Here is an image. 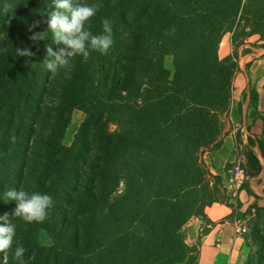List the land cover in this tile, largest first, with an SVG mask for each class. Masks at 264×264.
<instances>
[{"label":"trees","instance_id":"1","mask_svg":"<svg viewBox=\"0 0 264 264\" xmlns=\"http://www.w3.org/2000/svg\"><path fill=\"white\" fill-rule=\"evenodd\" d=\"M73 3L101 5L85 27L102 34L111 19L113 44L53 74L43 62L48 46L63 47L47 30L53 0H0V216L16 207L7 190L53 197L38 264H197L182 229L205 216L203 155L228 134L240 71L238 51L220 58V47L227 35L234 50L264 36V0ZM25 48L34 55H17ZM78 109L85 119L67 146Z\"/></svg>","mask_w":264,"mask_h":264},{"label":"crops","instance_id":"2","mask_svg":"<svg viewBox=\"0 0 264 264\" xmlns=\"http://www.w3.org/2000/svg\"><path fill=\"white\" fill-rule=\"evenodd\" d=\"M249 41L256 45H245L251 51L244 57L257 58L247 61L244 82L238 83V78L234 81L228 134L220 148L203 155L213 175L205 191V216L192 218L182 229L186 243L192 247L190 254L198 255L197 264H245L251 249V221L264 217V158L259 145L264 140V36ZM238 161L247 171L248 181L235 193L233 166ZM237 220L245 221L247 233H235ZM188 261L189 256L173 264Z\"/></svg>","mask_w":264,"mask_h":264},{"label":"clouds","instance_id":"3","mask_svg":"<svg viewBox=\"0 0 264 264\" xmlns=\"http://www.w3.org/2000/svg\"><path fill=\"white\" fill-rule=\"evenodd\" d=\"M54 9L47 13V30L52 33V39L57 44H62L57 51L51 46L46 48L47 56L43 61L46 68L53 74L60 70L71 68V62L77 55L87 57L90 51L107 54L113 44V23L109 18L102 20V34H93L86 29V23L98 12L100 4H74L73 0H53ZM36 25H33L35 27ZM31 30V29H30ZM46 32L33 33L29 37L33 42L43 40ZM17 55L31 57L34 53L30 49H17ZM14 141V137L12 138ZM6 201H15L16 207L11 214V219L6 213L0 216V253L7 254L12 248L16 225L13 220L22 219L26 223H43L50 217L54 207V199L46 193H29L23 189H10L5 192ZM26 249L17 245L13 258L17 264H25L24 254ZM7 264V255H5Z\"/></svg>","mask_w":264,"mask_h":264},{"label":"rangeland","instance_id":"4","mask_svg":"<svg viewBox=\"0 0 264 264\" xmlns=\"http://www.w3.org/2000/svg\"><path fill=\"white\" fill-rule=\"evenodd\" d=\"M6 9H8V6L6 5ZM250 47H254L256 44H249ZM245 46L236 47L234 50V47L230 43V35L225 36L223 39V42L220 47L219 56L220 58H225L228 55L232 54L234 51H238L240 55L239 65H240V71L237 74L238 83L239 81L241 83L244 82V73L248 72V67H246L247 61H253L256 59V56L244 57L245 54H243ZM257 55H260L259 52H257ZM168 61L169 65H165L173 75L175 73L174 65H173V57L172 56H166L165 62ZM235 78V79H236ZM240 83V84H241ZM236 95V94H235ZM238 94L236 95V97ZM237 99V98H236ZM237 100H235L234 105H236ZM233 105V107H234ZM232 114V113H231ZM228 123L231 122L230 115L228 117ZM85 119V114L82 110H74L71 115V121L70 125L67 128L66 134H65V140L64 143L67 146H72L75 135L79 131L80 125ZM229 125L227 124V128ZM211 151V150H210ZM209 152V151H207ZM206 153V152H205ZM210 178L209 180H211ZM210 182V181H209ZM12 212H9L8 215L11 216ZM13 223L16 225V232L14 236V242L11 249L8 250L7 254L0 253V264H5V255H7V264H17V261L13 258L14 250L17 245L23 246L26 249V252L24 254V261L25 264H38V257L32 256V252L36 249L38 250V241L45 246H48L52 243V238L50 234L46 230H41L38 235V223H26L22 219L16 218L13 220ZM251 234V241H250V247L251 249L248 251V254L245 259V264H261L264 262V217L256 218V220L253 222L251 221L250 224V231ZM32 256V257H31Z\"/></svg>","mask_w":264,"mask_h":264},{"label":"built area","instance_id":"5","mask_svg":"<svg viewBox=\"0 0 264 264\" xmlns=\"http://www.w3.org/2000/svg\"><path fill=\"white\" fill-rule=\"evenodd\" d=\"M248 181V173L243 168L240 161L236 162L233 166V179L232 189L236 193L238 192ZM235 233L237 235H243L248 232V228L243 220H237L235 222Z\"/></svg>","mask_w":264,"mask_h":264},{"label":"bare ground","instance_id":"6","mask_svg":"<svg viewBox=\"0 0 264 264\" xmlns=\"http://www.w3.org/2000/svg\"><path fill=\"white\" fill-rule=\"evenodd\" d=\"M165 65H166V66H167V65H169V62H168V61H166V62H165Z\"/></svg>","mask_w":264,"mask_h":264}]
</instances>
